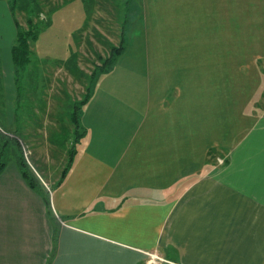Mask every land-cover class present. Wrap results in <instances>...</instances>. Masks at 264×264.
<instances>
[{
	"label": "crops",
	"instance_id": "obj_1",
	"mask_svg": "<svg viewBox=\"0 0 264 264\" xmlns=\"http://www.w3.org/2000/svg\"><path fill=\"white\" fill-rule=\"evenodd\" d=\"M130 14L68 173L41 179L49 203L14 159L1 169L0 264H264V0H130Z\"/></svg>",
	"mask_w": 264,
	"mask_h": 264
},
{
	"label": "rangeland",
	"instance_id": "obj_2",
	"mask_svg": "<svg viewBox=\"0 0 264 264\" xmlns=\"http://www.w3.org/2000/svg\"><path fill=\"white\" fill-rule=\"evenodd\" d=\"M9 1L0 0V8L7 11ZM23 2L39 5L35 20L47 18L39 23L37 39L31 42L30 62L21 68L15 67L6 50L8 33L0 29V162L19 158L43 187L41 179L52 188L81 131L79 126L76 131L75 106L91 87L90 73L99 63L98 55L107 53L104 38L118 44L122 26L125 49L132 45L133 14L128 9L130 0H115L117 8L95 2L86 26L83 0ZM23 9L17 0L16 15L9 13L26 28ZM72 54L74 61L68 62ZM148 260L155 264L156 255H149Z\"/></svg>",
	"mask_w": 264,
	"mask_h": 264
},
{
	"label": "trees",
	"instance_id": "obj_3",
	"mask_svg": "<svg viewBox=\"0 0 264 264\" xmlns=\"http://www.w3.org/2000/svg\"><path fill=\"white\" fill-rule=\"evenodd\" d=\"M23 1L24 0H21L22 8H24L23 10H25L27 13V15L25 17V21H26V25H27L26 28L21 27V24L19 23L18 19L14 17L15 21H16V26H17V35H16L15 42L11 48V55H12V61H13L16 68H21L30 62V56H31L30 45H31V42L37 39L39 23L44 22L47 18V16H46V17H44V19L35 20L33 16L35 15L37 10L39 9V5L36 4L34 7L33 5L30 6V4L28 2H23ZM83 1H84V8H85L86 16H87V21H88V22H86V26L88 25L89 20L91 18L95 2L100 3L102 1L105 4L107 3V4H110L112 6L115 5V8H117V2H115V0H83ZM15 2H17V0L9 1V7H10V11L12 12V15H16V13H15ZM56 6H58V5H56ZM56 6H54L53 8H55ZM53 8H51V9H53ZM129 8H130V4H128V9ZM122 33H124V29L121 26L120 27V34H122ZM97 34L101 35L99 33V31H97ZM120 34H119L118 44H114L111 41H108L107 38H104L103 43L107 47V53L104 56L98 55L99 63L95 64L94 69L90 73L91 79H92L91 87L89 88V91L86 93L85 97L83 99H81V101H79L75 106L78 109V118L76 119V131H78V129L80 127L79 117H80L81 109L86 104L88 99L90 98V96L93 92V89L96 85V82L98 81V79L101 76H103V75H105V74H107L113 70V68L117 62L118 57L125 50L124 39L122 36H120ZM73 61H74V54H72L70 56V59H68V62H73ZM77 109H76V111H77ZM82 136H83V131L81 130L77 136V139L74 140V144H73L74 149H73V151H70V155L68 158V164L63 169L61 177L56 182V184L53 186V188L60 185L61 182L64 180L66 174L68 173V171H69V169L73 163L74 155L76 153V143L79 142V140ZM17 162H18L17 164L19 166V169H20L23 177L27 181V183L32 188L38 189L43 194L46 203H49L48 195L46 192H44L45 191L44 187L41 185L40 181L38 179H36L35 176L33 174H31L26 169V167L20 161L19 158H18ZM4 165H5V162H0V171Z\"/></svg>",
	"mask_w": 264,
	"mask_h": 264
},
{
	"label": "built area",
	"instance_id": "obj_4",
	"mask_svg": "<svg viewBox=\"0 0 264 264\" xmlns=\"http://www.w3.org/2000/svg\"><path fill=\"white\" fill-rule=\"evenodd\" d=\"M218 162H219V163H222V162H223V160H222V159H220V158H218Z\"/></svg>",
	"mask_w": 264,
	"mask_h": 264
}]
</instances>
